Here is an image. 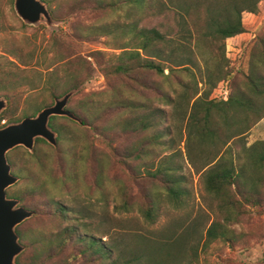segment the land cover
<instances>
[{"label": "trees", "instance_id": "16d2710c", "mask_svg": "<svg viewBox=\"0 0 264 264\" xmlns=\"http://www.w3.org/2000/svg\"><path fill=\"white\" fill-rule=\"evenodd\" d=\"M44 1L51 5L55 0ZM93 1L96 8L103 10L133 6L136 10H141L140 16L151 13L160 15L167 21V24L159 22L149 27L130 22L127 24L131 35L130 42L127 46L119 47V53L105 58V53L97 50L93 60L107 80L116 79L120 82L130 79L132 84H108V89L86 95L76 104L82 114L74 113L86 125L77 124L92 132L101 127L99 134L107 148L119 157L118 161L131 181L136 182L143 177L141 171L132 165L134 160H139L143 164L144 177L160 182V189L144 190L141 194L142 200L136 203L131 200L129 184L117 180V203L114 205L118 215L116 223L123 226L124 216L135 214L149 225H154L158 222L165 203L178 205L185 201L187 194L181 173H178L181 169L180 163L165 162L154 167L156 146L168 148L164 137L171 131V127L166 124L170 110L176 106L177 113H181L182 104L179 102L184 101L188 103L186 107H189L186 121L189 136L210 143L216 148L214 157L204 160L198 166L204 169V186L213 194L221 216V220H213L206 229L203 247L207 248L218 239L232 245L230 228L226 224L245 213L242 208L244 204L264 209L263 191L260 190L264 185V140L244 145L235 157H232L233 152L229 147L233 139L242 137L250 125L264 118V27L256 36V45L252 49L248 71L244 73L241 86L232 83L233 72L229 69V62L222 61L221 57L224 58L225 40L246 30L241 13H255L261 0H217L215 3L213 0H172L171 4L165 0ZM121 25L120 21L89 24L79 27L77 32L86 38L111 37ZM219 41L221 53L214 50L212 55L206 56L201 48L212 51L214 43ZM192 48H199L201 58L194 60L190 56ZM166 50H169L167 54ZM10 53L15 55L14 52ZM175 53L177 54L173 57ZM17 60L26 65L22 58L17 57ZM195 62L202 64L198 69L204 72L205 82L208 83V89L203 93L199 94L197 86L192 87L189 81L179 83L184 88L183 91H178L173 85H170L169 90L156 85L153 88L156 93L153 100L129 96L124 89L130 88L133 91L148 87L140 79L148 71L163 75L164 69H168V75L175 69H183L192 76L195 71L190 65ZM69 69L70 80L64 93L77 88L80 83L75 79L77 64L74 65L69 60ZM11 74L5 73L0 77L3 81L0 82V90H11L6 88V81ZM189 101H192L191 105ZM9 107L10 103L0 115V119L5 118L7 122L12 121L13 117L9 114ZM56 117H51L49 125L57 132V146L53 147L44 139L37 138L34 153L38 155L46 147L57 154L60 143L64 142L71 147L70 163L68 168L67 162L65 163L66 169L60 179L70 185L68 193L73 208L72 204L66 205L67 201L56 200V195L45 184H38L36 189H28L24 195L16 194L21 199L26 195H46L47 204H52L51 214L59 221H64H61L62 228L56 232L37 233L31 244L40 243L41 252L48 259L57 258L67 245L72 246L73 251L57 260V263L62 264H180L185 260H188V264L193 263L195 250L191 246L186 249L189 245L185 244V238H177V228H167L145 235L135 233L134 241L125 243L128 232H113L109 226L100 228V224L93 220L88 210H79V204H82L80 201L84 200L78 201L74 195L80 193L85 196L87 192L80 188L83 173L78 164L82 166L87 160L88 166L92 169L95 167V144L88 138L75 136L74 130H66L55 123L53 120ZM94 122H100L101 126L96 127ZM239 122H243L245 128ZM131 135H138L132 144H126L120 149L113 145L121 138ZM99 162L100 170H103V160L99 158ZM101 176L102 173L96 178V190L104 195L106 188L103 187ZM51 179L53 180V176ZM16 260L18 264H44L42 260L20 258V255Z\"/></svg>", "mask_w": 264, "mask_h": 264}, {"label": "rangeland", "instance_id": "374dc122", "mask_svg": "<svg viewBox=\"0 0 264 264\" xmlns=\"http://www.w3.org/2000/svg\"><path fill=\"white\" fill-rule=\"evenodd\" d=\"M42 1L47 4L52 19L56 21L54 27L47 25L43 20L34 25L26 24L16 14L14 0H0V77H3L5 73H13L6 81V83L8 82L6 88L11 90H0V97L4 96L8 100L5 109L10 103L8 111L13 116L12 122L27 117V114H33L42 105L49 104L52 97H61L64 94L66 84L70 80L69 60L74 65L77 64L78 70L75 79L80 82L78 87L74 88L76 91L67 102V109L73 113L82 114L81 109L76 106L77 102L86 95L108 89V84H113V86H120L121 83L132 84L130 79L120 82L116 79L107 80L93 60L95 52L101 50L105 53V58L119 53V47L127 46L130 42L131 35L127 29V24L130 22H137L139 26L146 27L155 26L159 22L167 24V21L160 15L149 13L140 16L141 10H136L133 6L103 10L96 8L93 0H55L51 5ZM165 1L168 4L172 2V0ZM215 2L217 0H213V3ZM241 20L245 26V32L225 40L223 49L225 59L221 57L222 61L228 60L229 69L233 72L232 83L237 86H241L244 82V73L248 71L250 55L256 45V36L264 27V0L258 3V10L255 13L243 11ZM113 21H120L122 25L111 37L86 38L77 32L79 27L83 28L85 25ZM214 44L215 46L211 48L212 51L208 48H201L206 56L212 55L214 50L221 53L218 46L220 41ZM198 49L192 48V52L190 51V56L194 60L201 58ZM10 52H14L15 55ZM168 52L169 50H166V54ZM176 54L172 56L174 57ZM16 56L25 60L26 65L19 63ZM197 62L190 65L195 71L192 76L183 69H175L168 75V69H164L163 75L148 71L140 76L141 81H145L149 85L148 87H140L133 91L130 88L124 89L127 90L129 96L153 100L156 94L153 88L156 85H160L165 90H169L170 85H173L178 91H183L184 88L179 83L189 81L192 87L197 86L199 94L203 93L208 89V83L205 82L204 72L198 69L202 64ZM48 79L54 84H49ZM1 80L0 78V82H3ZM134 87H136L135 84ZM179 103L182 104L181 113H177V107L173 106L166 123L171 127L170 133L164 137L168 148L164 149L161 145L156 146L154 167L165 162L180 163L181 169L178 173H181L182 184L187 195L181 204L165 203L164 210L154 225H149L135 214L129 217L125 215V219L122 221L123 226L116 223L118 215L114 205L117 203V180L129 184L131 200L136 203L142 200L141 194L144 190L160 189L159 181L144 177L145 171L142 162L139 160L132 162V165L141 171L143 177L136 182L131 181L128 173L121 167L118 161L119 157L107 148L106 142L99 134L100 122H94L96 127L100 128L92 132L86 131L87 129L78 125L77 121L66 116H57L53 120L65 127L66 130H74L75 136L81 137V139L88 138L95 144L97 155L95 167L92 169L88 166L87 160L82 166L80 163L78 164L83 173L80 188L89 194L85 193L84 196L76 193L74 195L76 200H84L80 201L82 204H79V210L84 208L88 210L93 220L100 224V228L109 226L113 232L117 230L128 232V236L124 240L125 243L133 242L135 233L145 235L164 231L167 228H177V238H185V244L189 245L186 246V249L191 246L195 250V259L192 258L193 263L190 264H264V209L259 207L244 204L245 206L242 208L245 213L226 224L230 228L232 245L218 239L207 248L203 247L206 229L213 220H221V216L213 194L209 193L204 186V169H200L198 166L204 160L213 158L216 148L210 143H204L198 138L189 136L186 125L189 113V107H186L188 103L184 101ZM191 103L192 101H189V105ZM239 123L244 125L243 122ZM79 124L84 125L85 123ZM84 135L86 137H83ZM137 138L138 135L123 137L113 145L120 149L126 144H132ZM256 140H264V118L250 125L242 137L231 141L229 147L233 152L232 157H235V154L242 150L244 145L248 146ZM70 148L64 142L60 143L57 154L50 148L43 147L37 155L34 153V143V149L31 152L23 146H17L8 151L6 153L8 162L12 166V171L19 176V180L8 188L7 193L18 198L16 194L24 195L28 189H36L38 184H45L48 190L58 196H55L56 200L67 201L66 205L72 204L71 208H73L68 193L70 185L60 179L66 169L65 163L67 162V168L70 163ZM99 158L103 160V170H100ZM100 173H102L103 187L106 188L104 195L96 190V178L100 176ZM21 176L25 178H21ZM52 176L53 180L57 179L54 184ZM260 190L263 191L264 196V185L260 187ZM18 199L20 205L34 211L32 217L24 220L15 228L21 243L24 246L28 244L27 248L25 246L21 252L22 255L20 253V258L42 260L44 264H62L57 263V260L73 251L72 246L67 245L57 258L48 259L45 257V253L41 252V244L35 242L31 244V242L37 233L56 232L62 228L64 221L62 219V222L59 221L51 214L52 204H47V197L44 194L26 195L23 199ZM188 263V260H185L180 264Z\"/></svg>", "mask_w": 264, "mask_h": 264}, {"label": "water", "instance_id": "95a60500", "mask_svg": "<svg viewBox=\"0 0 264 264\" xmlns=\"http://www.w3.org/2000/svg\"><path fill=\"white\" fill-rule=\"evenodd\" d=\"M16 14L29 25L38 24L42 20L54 27L47 4L42 0H14ZM71 89L61 97L54 98L51 105L40 109L34 116H27L17 122L0 127V264H18L16 256L25 246L19 242L16 226L33 216L34 211L23 205L16 197H8L6 189L14 185L19 177L12 173L6 153L17 146H23L30 152L34 149L36 138H42L56 146L57 133L49 126L51 116H66L82 123V119L65 108L70 96L75 92ZM7 107V99L0 97V113Z\"/></svg>", "mask_w": 264, "mask_h": 264}, {"label": "flooded vegetation", "instance_id": "af4514ba", "mask_svg": "<svg viewBox=\"0 0 264 264\" xmlns=\"http://www.w3.org/2000/svg\"><path fill=\"white\" fill-rule=\"evenodd\" d=\"M51 75H52V73H50ZM49 74V75H50ZM54 98L55 97H52V101L49 103V104H44V105H42L41 107H39V109H37V111L36 112H34L33 114H27L26 116H34L40 109H42V108H44L45 106H48V105H51L52 103H53V101H54ZM7 104H8V100H7ZM65 108H67V104H66V106H65ZM4 110V109H3ZM2 110V111H3ZM2 111H1V113H2ZM1 113H0V115H1ZM52 117V116H51ZM51 117H50V119H51ZM24 118V117H23ZM22 119V118H21ZM20 119V120H21ZM49 119V120H50ZM4 121V122H3ZM10 122H12V121H9V122H7L6 121V119L5 118H2V119H0V127H2V126H5L6 124H8V123H10ZM16 122V121H15ZM85 125V124H84ZM37 139V138H36ZM36 139H35V141H36ZM12 167V166H11ZM11 171H12V169H11ZM12 173L13 174H15L13 171H12ZM15 175H17V174H15ZM18 176V175H17ZM19 177V176H18ZM17 183V182H16ZM15 183V184H16ZM11 186H13V185H11ZM11 186H9V187H11ZM8 187V188H9ZM8 188L6 189V194H7V196L8 197H15V196H11V195H9L8 193H7V190H8ZM18 233V232H17ZM19 242L21 243V240H20V238H19ZM18 255H20V253L18 254ZM18 255L16 256V258H15V260L17 259V257H18ZM16 262H17V260H16Z\"/></svg>", "mask_w": 264, "mask_h": 264}]
</instances>
